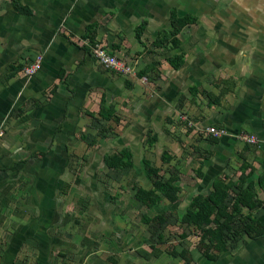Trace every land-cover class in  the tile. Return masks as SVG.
<instances>
[{
    "label": "crops",
    "instance_id": "0c3cea01",
    "mask_svg": "<svg viewBox=\"0 0 264 264\" xmlns=\"http://www.w3.org/2000/svg\"><path fill=\"white\" fill-rule=\"evenodd\" d=\"M15 1L0 0V264L46 249L49 205L65 204V185L74 181L70 156L82 155L93 138L95 154L119 145L134 157L152 133L169 154L161 161L172 167L176 200L165 197L173 211L184 207L186 214L198 196L246 191L257 205L242 206L241 215L264 216V0ZM174 14L198 20L182 27L177 52L159 43L173 30ZM96 44L136 76L105 69L91 52ZM40 53L42 70L25 78L23 67ZM182 53L185 64L175 69L168 61ZM104 113L130 122L116 130V141L104 129L113 122ZM207 127L227 134L216 139L202 131ZM241 133L261 145L246 144ZM228 234L222 251L210 250L214 258L197 246L191 257L199 264H264V236ZM135 254L129 264H146Z\"/></svg>",
    "mask_w": 264,
    "mask_h": 264
},
{
    "label": "rangeland",
    "instance_id": "374dc122",
    "mask_svg": "<svg viewBox=\"0 0 264 264\" xmlns=\"http://www.w3.org/2000/svg\"><path fill=\"white\" fill-rule=\"evenodd\" d=\"M174 30L175 26L172 31L163 32L159 43L177 52L181 47L178 35L182 31L174 35ZM176 57L182 58L185 64L184 53ZM100 116L113 120L111 126L108 127V123L104 126L113 130L109 136L112 141L121 136L116 130L130 126L122 117L110 115L108 119L105 113ZM101 129L102 126L100 136ZM142 142L143 148L133 149L135 158L130 149L120 150L119 145L109 155L95 154L99 143L94 138L87 142L90 147L82 155H71L68 166L73 167L74 181L65 185V204L49 205L48 235L42 238V247L46 249L42 251L40 246L37 251L32 249L24 261L18 263L129 264L136 258L135 253H141L146 264H157L151 263L152 250L159 249L163 254L160 264L172 260H181L180 264H199L191 257L190 249L192 246L201 248L202 231L187 225L184 207L171 210L164 195L170 188L172 167L163 163L169 154L166 150L163 152L162 147L158 149L157 138L154 139L152 133ZM116 158L119 161L114 162ZM0 255L2 257V253ZM212 256L215 257L207 255Z\"/></svg>",
    "mask_w": 264,
    "mask_h": 264
},
{
    "label": "trees",
    "instance_id": "16d2710c",
    "mask_svg": "<svg viewBox=\"0 0 264 264\" xmlns=\"http://www.w3.org/2000/svg\"><path fill=\"white\" fill-rule=\"evenodd\" d=\"M197 21V18L192 16L178 19L174 14L172 19V24L175 26L174 35L181 32L182 27L186 24H195ZM144 26L142 25L138 29V37L141 36ZM168 62L175 69H179L184 64L183 59L176 56L169 59ZM169 160L170 158L164 159V162ZM117 161L119 159L116 158L114 162ZM172 180L171 178L169 179L170 188L165 191L164 195L169 200L175 201V192H173L175 189L172 183L174 180ZM252 198L253 196L250 193L240 191L239 193L234 192L228 199L227 196L222 197L216 194H211L208 197L198 196L194 199L190 209L185 214L184 220L189 226H194L202 231L200 249L204 251L205 255H208L210 250L222 251L225 248L227 232L238 236L245 233L251 238L264 236V216L256 220L252 217H243L241 215L242 206L253 208L257 205L255 201H252ZM226 199L227 201H225ZM213 216H215L214 219ZM212 223H215L216 226L213 227ZM152 254L160 256L162 252L159 249H154ZM174 254L172 256L178 257Z\"/></svg>",
    "mask_w": 264,
    "mask_h": 264
},
{
    "label": "built area",
    "instance_id": "2783aa9c",
    "mask_svg": "<svg viewBox=\"0 0 264 264\" xmlns=\"http://www.w3.org/2000/svg\"><path fill=\"white\" fill-rule=\"evenodd\" d=\"M91 52L95 60L105 69L122 74L124 76H136L137 71L131 65H128L126 62L118 58L115 54L111 53L107 47L96 44L92 48ZM44 57L45 56L40 53L37 55V57H35V59L31 63L25 65L21 71L23 76L28 79L34 78L42 70ZM142 81L146 83L147 79L143 78ZM180 119L187 122V128L192 127V123L188 120V117L184 118L183 116H181ZM5 131L6 127L1 125L0 138L5 135ZM202 131H204L206 135L212 136L216 139H219L227 134V131L225 129L217 127H207ZM239 139L248 145H261V140L259 139V137L248 133H241ZM262 208L264 210V199L262 201Z\"/></svg>",
    "mask_w": 264,
    "mask_h": 264
}]
</instances>
